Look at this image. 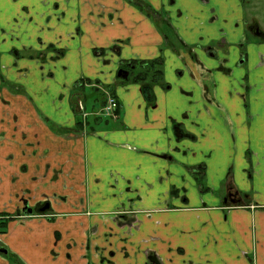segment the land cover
Listing matches in <instances>:
<instances>
[{"label": "crops", "instance_id": "0c3cea01", "mask_svg": "<svg viewBox=\"0 0 264 264\" xmlns=\"http://www.w3.org/2000/svg\"><path fill=\"white\" fill-rule=\"evenodd\" d=\"M143 1L152 15L127 0H0V63L30 65L32 84L20 85L38 110L31 157L0 142V214L24 200L52 207L13 219L0 241L25 264H147L151 254L162 264H264V39L233 40L213 25L243 20V0ZM158 58L170 86H154L153 103L139 84H117L123 62ZM107 86L120 114L83 131L87 106L77 110L74 96ZM232 190L250 207L225 201ZM41 231L47 241L31 254L29 237L13 244Z\"/></svg>", "mask_w": 264, "mask_h": 264}, {"label": "rangeland", "instance_id": "374dc122", "mask_svg": "<svg viewBox=\"0 0 264 264\" xmlns=\"http://www.w3.org/2000/svg\"><path fill=\"white\" fill-rule=\"evenodd\" d=\"M232 7H236L235 5V0H230ZM244 4V12H242V19L240 20L239 18H233L230 22H226L224 24L222 18L220 20H217L213 25L216 27V30H226L227 32H233L232 39L234 40L237 35L238 37L243 38V40L246 38V42L253 41L255 40L254 36L255 34H252L250 30V24H254V20L261 26V29L264 30V0H243ZM227 11V10H226ZM219 14L222 16L223 12L222 10L219 9ZM244 17V18H243ZM240 22V23H238ZM239 25V26H238ZM169 32V29L166 30ZM167 32V33H168ZM170 35V38H173L174 41L176 42L177 48L180 50L182 49L180 43L178 42L177 38L175 35H173L172 32L168 33ZM14 36V34H12ZM202 37V36H201ZM16 38V37H15ZM10 43H15L16 41L13 40L11 37ZM230 38L226 37V42L229 44ZM232 43V42H230ZM8 46H10L9 43H7ZM215 44V43H214ZM218 45H220L218 43ZM14 47V45H13ZM226 50L229 49L228 46H225ZM225 47H222L221 50H224ZM24 56L29 57L30 54L24 53ZM28 60V59H25ZM25 62V61H24ZM41 62V61H40ZM25 66L23 67L24 70L16 69L11 70L10 68L3 69L2 64L0 63V130L2 132V138H0V142L2 140H6L9 143H17V145L23 146L24 153L26 154L27 157H31V147L32 144H34V138L35 137V132L32 129L33 125H35V119L37 117V108L36 106L32 103L30 96L27 94L26 90L23 89L24 87L20 84H32V69L30 65L28 66L27 63H23ZM43 79L46 78L45 75H43ZM168 79V78H167ZM166 84H165V83ZM170 82L169 80L167 81L164 79L163 83L165 86H161V88L169 87L170 85L168 83ZM174 82V81H173ZM172 83V82H171ZM19 84V85H18ZM105 90V89H104ZM106 96V95H105ZM74 102L77 103L76 100L79 98L82 100V98L87 97V100L85 102L87 108H86V114H91V112L94 111V106H95V112L101 113L102 109L104 108L102 105V98L103 95L102 93H97L95 92L92 88L86 87L83 95H77L74 96ZM107 97V96H106ZM84 103V102H83ZM149 105V104H148ZM77 110L79 108L76 106ZM104 117V121H111L113 119L107 118L105 115L102 114ZM81 117V116H80ZM39 122V121H38ZM111 125H113V122H110ZM104 129L108 128L103 126ZM18 132L21 134V138H18ZM22 142H21V141ZM35 155L34 158H36L38 155ZM48 160L50 159V154L48 156ZM55 161V160H54ZM20 167L16 168V171L14 169V173L10 176V182H12V185L14 186L15 184L18 183L20 180L21 176V170L22 168L25 169V164L23 165V162L19 164ZM59 175V174H58ZM232 193H236L235 191L232 190ZM246 197V196H245ZM1 198V197H0ZM241 201L239 200V197H235L236 201L234 200L233 202L236 203L234 206L239 207V206H247L250 207L249 201L244 199V195H241ZM244 199V200H243ZM29 200V199H28ZM44 202V201H43ZM42 202V203H43ZM242 203V204H241ZM41 204V203H40ZM249 205V206H248ZM51 214V213H50ZM16 216V215H14ZM3 224L6 222L5 220H2ZM4 231L5 233L8 232V226L2 225L0 227V232ZM39 233L37 232H32L30 235L28 234H21L17 233L15 236V240L13 241V244H18L17 241L20 240L21 238L24 237V239L27 237L30 238L29 242L25 243V246L23 245V248L25 249L27 254H31L32 248L41 241L42 243L46 242V232L41 231L40 234L44 235L40 240H38L37 235ZM56 235V239L58 240L59 235ZM17 240V241H16ZM0 245H2L0 243ZM16 247H19L22 249V247L19 245H15ZM52 252H55L52 250ZM34 255H32L30 258H32ZM34 258V257H33ZM54 261V260H52ZM37 264H51L44 258L39 259V262H35ZM12 264V263H11ZM53 264H67L65 261H58V262H53Z\"/></svg>", "mask_w": 264, "mask_h": 264}, {"label": "flooded vegetation", "instance_id": "af4514ba", "mask_svg": "<svg viewBox=\"0 0 264 264\" xmlns=\"http://www.w3.org/2000/svg\"><path fill=\"white\" fill-rule=\"evenodd\" d=\"M133 4V3H132ZM137 9H139V8H137ZM142 11V10H141ZM143 12V11H142ZM145 13V12H144ZM250 30H251V32H252V34H255V36H254V38L255 39H257V38H259V39H264V30L263 29H261V26L254 20V24H250ZM45 53V52H44ZM43 52H38V54H32V55H30L29 57H27L28 59H39L42 63L43 62H45V60H46V56H44L43 54H44ZM26 57V56H25ZM122 65H123V63H122ZM120 66L119 67V69H118V71H120V70H122V71H120L121 72V74H122V76L124 77V76H126L127 75V72H129V75H128V79L130 78V75H131V69H130V67H129V69L128 68H124V66ZM128 79H124V78H120V77H118V72H117V76H116V81H117V84L119 85V84H121V85H125L124 83H123V81H125V80H128ZM133 84V83H132ZM94 89V88H93ZM106 96L104 97L103 96V98H102V100H103V107H105L106 106V104H107V101H108V97H110V96H112V97H114L112 94H109V93H104ZM114 98H116V97H114ZM117 99V98H116ZM84 100L85 99H83L82 98V100L81 99H78V100H76L77 101V107L79 108V111L80 112H82L83 110H84V108H85V102H84ZM118 101V100H117ZM84 102V103H83ZM118 108L120 109V103H119V101H118V107L116 108V109H114L115 111H114V115L113 116H106L107 118H117L118 117V113H117V110H118ZM104 109V108H103ZM103 109H102V111H101V113L99 114V112H91V114H86V113H81V122L84 124V127L83 128H85V129H83V131L85 130V131H87V129L89 128V126H87V121L89 120L90 122H92V120L94 119V117H102V118H104L103 116H102V114H103ZM104 115V114H103ZM88 132H89V129H88ZM90 133V132H89ZM230 194H229V196L226 198V200L225 201H229V200H231V201H236V199H235V197L237 198V195H238V192H236V193H232V191L231 192H229ZM44 209V210H43ZM52 211V207H51V202L48 200V201H44L43 203H41V204H38L37 206H34V207H31L30 205H29V201H25L24 200V206H23V208L22 209H20V210H17L16 212H15V214L14 215H16V216H10V215H8V214H0V221H2V220H5V221H7V226H9V223L13 220V219H18V218H28V217H31V216H35V215H37V216H45L46 214H49V212H51ZM47 218H49V219H53L54 217L52 216V215H47ZM131 222V227H133V225L135 224V222H132V221H129V223ZM6 233H0V237L2 236V235H5ZM58 234V233H57ZM0 243L2 244V245H0V247L1 248H5V249H7L8 250V254L7 255H4V254H1V252H0V256H2V257H4V258H6V259H8L9 261H10V264L12 263L13 264V262H12V256H16L20 261H21V263L22 264H25V262L19 257V256H17L14 252H12L8 247H6L1 241H0ZM89 247V246H88ZM87 247V248H88ZM111 255H112V257L114 258L115 257V252L114 251H112V253H111ZM148 259V261H147V264H162L161 263V261L157 258V256H155V255H153V254H151V255H149V257L147 258ZM102 262H105V261H109V260H107L106 258H103L102 260H101Z\"/></svg>", "mask_w": 264, "mask_h": 264}, {"label": "trees", "instance_id": "16d2710c", "mask_svg": "<svg viewBox=\"0 0 264 264\" xmlns=\"http://www.w3.org/2000/svg\"><path fill=\"white\" fill-rule=\"evenodd\" d=\"M131 3H133L137 8L141 9L146 14L152 15L151 8L144 3L143 0H127ZM124 68L130 67L131 69V75L128 80L123 81L124 84H139L142 88V92L144 97L149 103H153L155 100L153 88L156 85L165 86L164 81V60L163 58H158L155 60L150 61H131V62H123ZM106 89L108 91H111V94L114 96V93L112 92V87L107 86ZM102 95L105 97V94L103 92ZM115 97V96H114ZM117 113L120 114V109L118 108ZM104 118L102 117H94L92 122L89 120L87 121V126H89V132H94L96 130V126L100 124V122H103ZM78 127H81V129L84 127V124L79 121ZM63 129L59 128V133H61ZM2 225L7 226V221L3 224L2 221H0V227ZM0 233H5L4 231ZM12 262L13 264H22L21 261L16 257L12 256Z\"/></svg>", "mask_w": 264, "mask_h": 264}, {"label": "built area", "instance_id": "2783aa9c", "mask_svg": "<svg viewBox=\"0 0 264 264\" xmlns=\"http://www.w3.org/2000/svg\"><path fill=\"white\" fill-rule=\"evenodd\" d=\"M118 107V101L116 98L110 96L108 97V101L106 106L103 109V114L105 116H113L114 115V109Z\"/></svg>", "mask_w": 264, "mask_h": 264}, {"label": "water", "instance_id": "95a60500", "mask_svg": "<svg viewBox=\"0 0 264 264\" xmlns=\"http://www.w3.org/2000/svg\"><path fill=\"white\" fill-rule=\"evenodd\" d=\"M120 71H122V70H120ZM120 71H118V77L128 79L129 72H127V75L123 77ZM0 252H1V254H4V255L8 254V250L5 248H1V247H0Z\"/></svg>", "mask_w": 264, "mask_h": 264}]
</instances>
